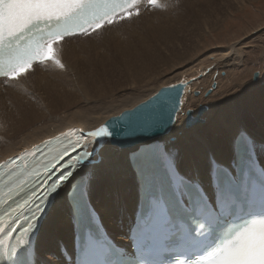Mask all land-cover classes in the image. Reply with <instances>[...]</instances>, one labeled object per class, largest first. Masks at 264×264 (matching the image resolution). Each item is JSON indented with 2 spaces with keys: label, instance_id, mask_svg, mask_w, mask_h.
Returning <instances> with one entry per match:
<instances>
[{
  "label": "snow or ice",
  "instance_id": "obj_1",
  "mask_svg": "<svg viewBox=\"0 0 264 264\" xmlns=\"http://www.w3.org/2000/svg\"><path fill=\"white\" fill-rule=\"evenodd\" d=\"M142 3L161 8L160 0H0V77L49 62L64 69L56 45L65 37L139 18ZM166 93L117 118L129 122L123 130L105 124L86 133L91 148L73 144L74 155L64 148L55 164L35 162L38 179L17 205L30 215L0 221V260L38 264L25 246L49 199L62 196L73 232L65 264H264V134L239 125L218 151L184 160L168 140L180 100ZM118 137L135 147L128 195L113 203L97 194L92 168Z\"/></svg>",
  "mask_w": 264,
  "mask_h": 264
},
{
  "label": "bare ground",
  "instance_id": "obj_2",
  "mask_svg": "<svg viewBox=\"0 0 264 264\" xmlns=\"http://www.w3.org/2000/svg\"><path fill=\"white\" fill-rule=\"evenodd\" d=\"M180 1L160 0V11L149 9L146 3H142L139 18L117 21L110 27L105 25L92 35L64 39L56 45L62 49L64 69H59L50 62L36 64L15 80H0V163H6L43 143L48 144L57 136L67 134H81L84 137L83 144H89L91 148L93 145L90 140L93 138L87 137L86 133L105 124L114 130H123L129 122L117 118L149 102L161 89L178 83L186 84L180 99V123L169 130L168 140L182 159L195 163L201 157L202 161L208 153L218 151L221 146L226 145L232 129L223 134L222 128L219 129L217 124L225 125L223 120H226L229 124L238 121L237 124L247 126L250 121L247 114L249 110L247 106L242 108V99L241 103L234 102L241 107L240 110L237 107L235 112L236 106L234 111L229 107L219 110L222 117L221 119L218 115L216 121L219 123L214 122L210 126H204V129H197V134L204 137L202 141L199 138L202 143L194 141L195 139L192 141V138V142H189L184 138L186 135L178 136L182 133L183 124L185 127L186 112L190 111L185 108L187 111L184 113L183 107H187L185 99L188 92L201 78L204 82L203 76L210 72L211 67H237L243 64L244 45H231L224 53L218 54L220 57L216 58L213 66L194 71L195 73L181 81H163V73L153 71L175 64L180 59L181 51L192 43L189 38L181 37L183 31L190 37L200 30H213L214 20L223 16V6L229 7L231 2L241 3V0ZM198 15L203 18L200 20L201 16L199 17L200 22L197 21ZM214 88L211 86L207 91L212 92ZM195 93L199 95L200 92ZM158 108L159 105L153 109V115ZM206 112H203L202 120ZM197 113L198 109L196 113L193 112L192 117H196ZM259 120L264 124V119ZM204 122L203 120L198 125ZM250 123L252 124L251 121ZM250 130L257 136L262 135L252 128ZM174 137L177 138L176 143L171 141L175 140ZM122 138L118 137L117 140ZM220 140H224V143H216ZM134 147L135 144L119 147L115 143L104 147L102 158L92 168L94 188L99 196L113 203L127 197L129 154ZM108 195L113 197L108 198ZM56 241L60 245L56 243L52 246ZM72 245V226L67 206L60 196L53 200L41 221L32 249L38 264L41 258L44 259L42 264H50V261L52 264H65V256L60 251L65 247L71 251Z\"/></svg>",
  "mask_w": 264,
  "mask_h": 264
},
{
  "label": "rangeland",
  "instance_id": "obj_3",
  "mask_svg": "<svg viewBox=\"0 0 264 264\" xmlns=\"http://www.w3.org/2000/svg\"><path fill=\"white\" fill-rule=\"evenodd\" d=\"M184 1L185 0H181L180 2ZM231 3L233 5L230 4L229 7L223 6V16L222 18H219V16V19L214 20V23L212 24L213 30L211 28L208 29L207 32L200 30L197 34L190 37H188L187 33L183 31L181 37L183 39L189 38L192 43L189 44V47L187 45L186 50L181 51L182 55L178 60L179 62L177 61L172 65L168 64L161 69L153 71L159 72L161 74L163 73V81H167L169 79L181 81L182 79L190 76L192 73H195L198 70L200 71L202 68L213 66L216 58L220 57L219 55L224 53L225 50L231 45L235 43L244 45L243 64L237 67H211L210 72L203 76L205 77L204 82L203 78H201L200 82L198 81L195 83L193 89L190 91L191 93L188 92V95L185 99L187 107H183L184 113L187 110H192L194 113H196L198 107H207V112L203 115V120L205 121L203 124H199L188 130L185 129L183 124V129L181 131L182 133H179L178 136H180V134L182 135L180 137L186 135L184 138L185 140H189V142H192L193 139H195L194 141L198 140L200 143H202L201 141L204 139V137H202L200 134H197V129H204L207 125L210 126L212 123L214 124V122L219 123L216 121V119L218 120L220 116L219 110H225L227 107H229L231 108V111L235 110L236 112L237 107L239 108L240 106H236L234 102H240L241 99V101H244L242 108H246L247 106L249 110V113H247L248 118L252 122L251 124L250 121H248L247 126L249 129L252 128V130L255 132L264 134V124L259 120L264 119V0H241V3ZM212 5L215 8L217 7L216 5L214 6V4ZM199 17L200 20L203 18L202 15H198L197 21L200 22ZM254 73L259 74L256 81L253 80ZM213 83L216 84V87L212 89L210 95L205 97L204 93L208 89H211ZM195 92L200 93L199 95L197 93L198 96H195ZM27 98H30V96L27 95ZM187 98L189 99L187 100ZM248 104L251 106H248ZM240 109L241 107L238 110ZM223 121L226 126L224 124L222 126L217 124L219 129L222 128L221 133L223 134H225L227 131H230L231 129L233 130L236 126H239V124H237L238 121H232L230 124L226 120ZM174 138L175 140L172 143L177 142V138ZM220 142L224 143V140H220L216 143ZM200 158H198L199 161L201 160ZM107 197L112 198L113 196L108 195ZM56 243L57 241L53 243L52 246L56 245ZM57 244L58 246L60 245V243ZM57 250L59 251V249ZM46 254L47 253H45V255ZM39 261H41L39 262L40 264L44 263V259L42 258Z\"/></svg>",
  "mask_w": 264,
  "mask_h": 264
},
{
  "label": "water",
  "instance_id": "obj_4",
  "mask_svg": "<svg viewBox=\"0 0 264 264\" xmlns=\"http://www.w3.org/2000/svg\"><path fill=\"white\" fill-rule=\"evenodd\" d=\"M257 76H259L258 73H254L253 75V80L256 81L257 78H255ZM185 83H178L176 85H170L168 87H165L163 89H161L160 92L162 91H166L168 93H166V95L168 96H172L173 98H179V100L181 99V95L183 93V88L185 87ZM212 87L214 88L215 87V84L212 85ZM211 91H207L205 96H208L209 93ZM197 95V93H195V96ZM207 111V107L206 106H200L198 108V113L196 115V117H192V114L193 112L190 110V111H187L186 112V119H185V127L186 128H191V127H194L196 125H198V123H202L203 120L201 119V116L203 114V112H206ZM114 129V128H113ZM118 139V138H117ZM171 141L173 142L174 139H171ZM112 143H115L116 145H118L119 147H130L131 145H133L134 143H131L129 142V140L127 138H122L120 140H116Z\"/></svg>",
  "mask_w": 264,
  "mask_h": 264
}]
</instances>
